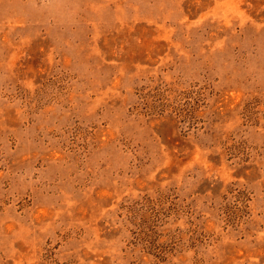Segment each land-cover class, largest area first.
Segmentation results:
<instances>
[{
	"label": "rangeland",
	"instance_id": "1",
	"mask_svg": "<svg viewBox=\"0 0 264 264\" xmlns=\"http://www.w3.org/2000/svg\"><path fill=\"white\" fill-rule=\"evenodd\" d=\"M0 264H264V0H0Z\"/></svg>",
	"mask_w": 264,
	"mask_h": 264
},
{
	"label": "trees",
	"instance_id": "2",
	"mask_svg": "<svg viewBox=\"0 0 264 264\" xmlns=\"http://www.w3.org/2000/svg\"><path fill=\"white\" fill-rule=\"evenodd\" d=\"M179 111V113L181 114V111L180 110H178Z\"/></svg>",
	"mask_w": 264,
	"mask_h": 264
}]
</instances>
